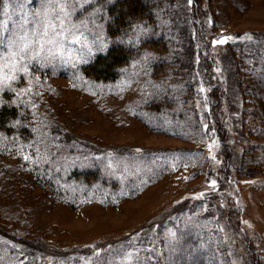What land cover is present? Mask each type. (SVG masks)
I'll list each match as a JSON object with an SVG mask.
<instances>
[{
    "label": "rangeland",
    "instance_id": "374dc122",
    "mask_svg": "<svg viewBox=\"0 0 264 264\" xmlns=\"http://www.w3.org/2000/svg\"><path fill=\"white\" fill-rule=\"evenodd\" d=\"M115 1L0 66V264H264V0H146L112 36ZM40 2L12 0L17 31ZM113 44L118 77L85 75Z\"/></svg>",
    "mask_w": 264,
    "mask_h": 264
},
{
    "label": "snow or ice",
    "instance_id": "6c2138e0",
    "mask_svg": "<svg viewBox=\"0 0 264 264\" xmlns=\"http://www.w3.org/2000/svg\"><path fill=\"white\" fill-rule=\"evenodd\" d=\"M3 3V19H0V28L7 30L9 25L12 26L13 31L6 34L4 39H0V45L6 43L7 50L0 48V66L2 62L7 60L12 66L13 71L17 70L16 65L19 61H27L43 52L47 46L48 52L51 53L52 49L61 50L64 42L71 36L73 40L78 39L75 35V29L78 24L74 21V17L78 15V10L83 9L87 14V9L91 7L90 0H41L40 5L35 11H30L27 15L31 17L32 24L29 25V20L23 15V8L20 5L22 13V23L18 26L12 20L10 13L12 12V0H2ZM191 3V0H189ZM83 24V20L79 21ZM251 37L245 34V37ZM232 37H221L219 40H213V43H223ZM101 46H103L101 44ZM92 51L91 46L89 52ZM31 53V55H29ZM19 58V61L16 58ZM19 71L28 72L26 64L18 69ZM7 80L16 79L15 76L5 77ZM26 91L22 89L21 92ZM35 107V105H33ZM35 131V129H34ZM215 141H212L208 146L211 148ZM39 151V149L37 150ZM25 159L28 155L25 154ZM213 185L216 180L210 181ZM196 195H202L197 193Z\"/></svg>",
    "mask_w": 264,
    "mask_h": 264
},
{
    "label": "trees",
    "instance_id": "16d2710c",
    "mask_svg": "<svg viewBox=\"0 0 264 264\" xmlns=\"http://www.w3.org/2000/svg\"><path fill=\"white\" fill-rule=\"evenodd\" d=\"M107 13L110 20L105 29L109 35L114 36L121 33L132 21L148 16L150 11L146 0H116L108 6ZM133 55L134 50L131 48L113 44L105 53L95 55L91 63L83 66L82 70L85 75L95 80L111 81L118 77L119 68L128 63ZM15 115L14 108L1 106L0 127L6 125Z\"/></svg>",
    "mask_w": 264,
    "mask_h": 264
}]
</instances>
